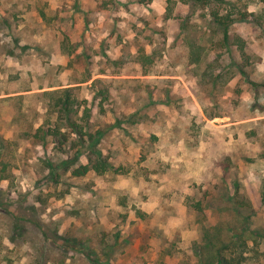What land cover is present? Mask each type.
<instances>
[{
  "label": "rangeland",
  "instance_id": "obj_1",
  "mask_svg": "<svg viewBox=\"0 0 264 264\" xmlns=\"http://www.w3.org/2000/svg\"><path fill=\"white\" fill-rule=\"evenodd\" d=\"M126 1L135 36L114 72L139 76L76 86L74 129L62 89L19 93L41 85L51 58L52 32L37 43L23 24L40 9L52 25L60 0H0V264H264V118H249L264 109V0ZM217 9L261 24L234 21L227 44ZM208 64L214 77L246 71L251 92L241 78L209 82ZM234 114L228 145L221 124ZM100 157L113 168L93 169Z\"/></svg>",
  "mask_w": 264,
  "mask_h": 264
},
{
  "label": "crops",
  "instance_id": "obj_2",
  "mask_svg": "<svg viewBox=\"0 0 264 264\" xmlns=\"http://www.w3.org/2000/svg\"><path fill=\"white\" fill-rule=\"evenodd\" d=\"M65 1L60 0L59 6L61 8L59 16L53 21L52 25L47 24L48 20L46 21L44 19V14L40 9L34 10L32 8L34 10L32 14H25L28 16L27 18L34 19L32 21H28L27 19L25 23L23 21V30L31 31L29 34H25L26 37L31 38V40L35 39L38 43L41 42L42 38L43 40L45 39V32L47 30L48 33L52 32V38L48 43L45 45L39 43L51 54V58L49 65L42 66L41 85L37 83L36 88L30 90L22 89L19 93L26 92L29 94L38 91L43 93L45 91L59 90L66 87H70L74 91L76 86L88 85L98 79L108 78L118 81L119 79L139 76L133 72L127 74L114 72L118 68V65L123 62L122 53L126 42L125 38L135 36L132 27L134 26L136 15L127 9L131 5L130 2L126 0H67L66 2L68 3L65 4L66 6H63ZM140 21L146 25V19ZM43 29V35L37 32ZM45 29L47 30L45 31ZM55 37L56 40L53 39ZM146 54L149 56L151 51H146ZM34 56H37V54H34ZM132 63L135 67L139 65L134 60ZM83 64H87V67H83L85 69L82 72V74L84 73V78H80V68ZM54 65H56V68ZM49 68L55 69L56 72L59 71V74L55 72V77L52 80L51 78H46L47 76L45 75V70L47 69L48 71ZM263 68L264 64L262 63L260 69L263 70ZM151 75L153 74H149L148 76L150 77ZM241 76L239 75L238 77V74L234 73L233 77L227 82V85L232 88L236 87ZM241 80H244V84L241 85L244 87V94H249L252 88L251 84L246 80V76L243 79L241 78ZM152 82H157V79ZM119 89L122 90V87H119ZM115 92H111V94H115ZM111 94L110 99H113ZM208 94L209 100L212 101V97ZM249 118L251 121L261 120L264 118V109H255L254 113L249 115ZM238 124H241V121L238 120L236 114L227 122L225 120L222 121L221 126L226 127L222 129V132L225 134L228 133L227 136H229L227 140L228 145L236 141L237 128L235 126ZM223 142L225 143V140ZM231 149L232 146H230Z\"/></svg>",
  "mask_w": 264,
  "mask_h": 264
},
{
  "label": "trees",
  "instance_id": "obj_3",
  "mask_svg": "<svg viewBox=\"0 0 264 264\" xmlns=\"http://www.w3.org/2000/svg\"><path fill=\"white\" fill-rule=\"evenodd\" d=\"M215 1L218 3H229L226 0H215ZM196 2H202V3L205 2V5H206L209 1L208 0H196ZM232 13H233V10L232 11L227 10L226 13H221V11L219 9H217L216 12H214L212 14V16H214V20L212 23H213V25L217 26L216 28L222 34L223 41L227 44L230 43V40H229L230 26L232 25V23H234V21L240 20V18L246 19L249 16H251L254 21L261 24V22H259L258 19H256L254 12L240 13L241 16L239 18L234 17ZM239 44H240L239 46H240L241 50H242V48H245L244 42H242V43L239 42ZM194 49H195L196 59L192 60V63H197L200 59V55L197 54V46H196V48L194 46ZM200 51H201V48H200ZM195 54H194V56H195ZM233 64H235V63H233ZM214 68H215V64L214 65H212V64L206 65L202 75L205 76L209 82H212L210 80H213V82L215 80H217L215 82V85L220 83V82L221 83L228 82L230 80V78H232L234 75V73L233 74L231 73V65H225L222 68L223 71H220L216 75V77H214L215 76V69ZM239 72H241L244 76H247L246 71L240 70ZM235 73L237 74V72H235ZM207 80L204 82H207ZM72 91L73 90L70 87L63 88L61 91V94L58 96L56 105H58L60 107L62 112L67 113L66 116L63 115L62 118H67L69 125L75 129V128H77V124L72 119L71 113L80 105V103L78 102L77 99H75V97L72 96ZM48 130H49L48 135L54 134L60 143H62V140L67 139L66 133L50 132V128ZM76 132H78V131L76 130ZM92 168L95 170H98V171H100V170L105 171L109 168H113V165L105 157H100L92 165ZM82 169H84L83 171H85V170H87V167L84 166V167H82ZM75 173L76 174L80 173V169H77L75 171ZM218 252H221V251L219 250ZM217 255H218V253H217ZM221 263L230 264V261H228L227 257L222 256L217 261H215V257H214V258L210 259L209 261L205 262L204 264H221Z\"/></svg>",
  "mask_w": 264,
  "mask_h": 264
}]
</instances>
